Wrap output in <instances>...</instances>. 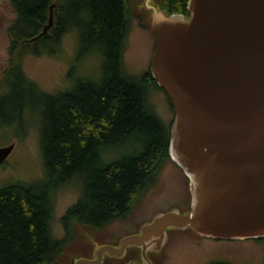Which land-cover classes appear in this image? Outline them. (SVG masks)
<instances>
[{"label": "trees", "instance_id": "1", "mask_svg": "<svg viewBox=\"0 0 264 264\" xmlns=\"http://www.w3.org/2000/svg\"><path fill=\"white\" fill-rule=\"evenodd\" d=\"M9 1L15 16L7 27L10 42L0 77V117L3 110L13 109L23 116L33 105L42 107L39 135L44 173L36 181L0 187V264H73L80 257L91 258L106 233L103 229L126 218L165 163H174L169 156L172 120L165 124L147 101L152 87L166 93L150 66L138 76L125 72L131 0H58L53 25L36 40L31 38L47 24L53 0ZM142 1L134 9L143 13L150 28ZM153 1L167 14L190 16L188 0ZM68 32L76 34L78 54L101 58L99 76L84 77L70 89L46 92L26 76L22 56L51 51ZM72 180L80 185L79 196L59 218L65 234L55 238L51 232L55 194ZM188 192L189 203L178 208L181 213L191 209ZM175 231L180 232L167 229V233ZM94 233L98 234L94 237ZM80 246L88 250L82 252ZM157 252H147L152 264H159ZM130 262L142 264L140 248H126L121 258L104 257L102 264Z\"/></svg>", "mask_w": 264, "mask_h": 264}, {"label": "water", "instance_id": "2", "mask_svg": "<svg viewBox=\"0 0 264 264\" xmlns=\"http://www.w3.org/2000/svg\"><path fill=\"white\" fill-rule=\"evenodd\" d=\"M57 1L31 40L53 25ZM142 5L154 40L150 69L174 110L169 156L189 179L191 209L157 213L117 245L100 244L73 264H102L128 247L152 264L147 252L163 248L167 229L264 237V0H188L187 18L153 0ZM12 148L0 147V164Z\"/></svg>", "mask_w": 264, "mask_h": 264}, {"label": "rangeland", "instance_id": "3", "mask_svg": "<svg viewBox=\"0 0 264 264\" xmlns=\"http://www.w3.org/2000/svg\"><path fill=\"white\" fill-rule=\"evenodd\" d=\"M131 0L130 27L123 53V64L127 74L138 76L150 66L154 52V40L143 13H137ZM155 3V2H154ZM9 0H0V77L7 66L9 37L7 27L14 19ZM148 17V16H147ZM75 32L64 34L58 46L51 47L41 55L25 53L22 68L28 78L50 93L70 89L78 80L90 77L96 80L101 68V58L90 53L81 56L76 51ZM147 101L165 124L174 118L166 95L154 87L147 91ZM23 116L3 110L0 117V147L13 144L6 160L0 164V187L16 182H32L43 176V160L40 150L41 106L33 105ZM190 184L185 183L179 168L167 161L158 172L154 183L138 196L129 214L122 220L111 222L98 240L101 244H114L121 237L134 233L157 213L174 208H186L189 203ZM77 181L63 185L55 194L51 232L55 238L65 233L59 221L65 210L79 196ZM101 231V230H100ZM103 231V232H105ZM101 232V233H103ZM99 233V232H98ZM98 233H94L95 237ZM79 234H77L76 238ZM82 252L87 247L80 246ZM160 253L159 264H210L226 261L231 264H264V240L255 238L228 239L200 235L194 231L168 233ZM143 264V263H142Z\"/></svg>", "mask_w": 264, "mask_h": 264}]
</instances>
